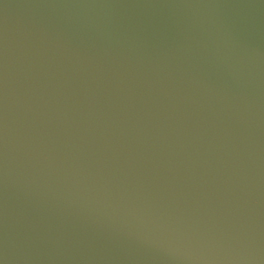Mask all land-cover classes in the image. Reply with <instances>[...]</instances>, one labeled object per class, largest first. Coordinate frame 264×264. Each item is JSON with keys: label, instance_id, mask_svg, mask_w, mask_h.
<instances>
[{"label": "water", "instance_id": "obj_1", "mask_svg": "<svg viewBox=\"0 0 264 264\" xmlns=\"http://www.w3.org/2000/svg\"><path fill=\"white\" fill-rule=\"evenodd\" d=\"M0 264H264V0H0Z\"/></svg>", "mask_w": 264, "mask_h": 264}]
</instances>
